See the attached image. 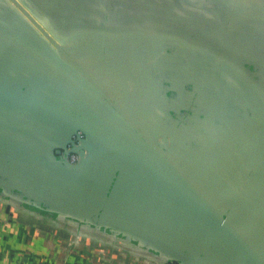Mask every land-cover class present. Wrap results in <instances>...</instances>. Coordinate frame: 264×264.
Returning <instances> with one entry per match:
<instances>
[{
	"label": "crops",
	"instance_id": "obj_1",
	"mask_svg": "<svg viewBox=\"0 0 264 264\" xmlns=\"http://www.w3.org/2000/svg\"><path fill=\"white\" fill-rule=\"evenodd\" d=\"M157 149L264 259V0H0V264H261Z\"/></svg>",
	"mask_w": 264,
	"mask_h": 264
},
{
	"label": "water",
	"instance_id": "obj_2",
	"mask_svg": "<svg viewBox=\"0 0 264 264\" xmlns=\"http://www.w3.org/2000/svg\"><path fill=\"white\" fill-rule=\"evenodd\" d=\"M19 8L28 14V12L21 6H19ZM29 15V14H28ZM31 21L40 29V31L46 36L48 37L50 40V36L49 34H47V32L45 31V29L35 20L33 19V17L31 16ZM52 41V40H51ZM53 44L57 45L54 41H52ZM57 47L60 49V51L69 59L68 61L73 64V66L77 67L79 70H81V72L83 74H86L85 72L82 71V69L80 68V66L75 62V60H72L70 58V56L67 54V52L65 50H63L60 46L57 45ZM88 79H90L88 77ZM93 81H91L92 83ZM93 85H94V82H93ZM95 87L99 90H102L100 89L99 87H97L95 85ZM111 101V100H110ZM111 103H113L111 101ZM79 132H82L86 138L84 140V142L82 143L81 147L78 148H74L72 150H70V152H78L81 156V161L77 164V165H73L71 163H69L67 160L63 159L62 158V155L60 157L61 161L63 162V164L69 168V169H72V170H84L85 166L87 165V163L89 162V160L91 159L94 151H93V147H92V143L89 139V136L90 134L84 130H78V131H75L73 132L69 138H68V141L65 145V148L66 149L68 147V144L70 143H73V137L75 135H77ZM148 142L149 140L147 138H145ZM158 153L160 154L161 158L164 159V161H166L170 166L171 168L173 169V171L175 172V174L178 176V178L184 183L186 184L193 192L194 194H196L203 202L204 204L206 205L207 209L209 211H211V213H213L217 218L218 220H220L221 224H222V228L223 229H226L228 232H230L232 235H234L236 238H238L241 243L257 258V260L261 263V264H264V259L261 258V256L251 247V245L247 242V240L242 236V234H240L239 232H237V230L235 229L234 225L232 224L231 220H228L227 218H225L224 216H222L217 209H215L211 203L202 195L200 194V192L196 189V187L188 180V178L176 167L174 166V164L172 162H170L167 157L165 155H163L160 150H158ZM212 244V242H210ZM212 249V245L211 246H208L207 248V251L209 252V250ZM204 257V256H202ZM195 260L193 262V264H199V256L198 257H194ZM169 261H177L179 262L180 264H185V262L181 259H176V258H171V259H168L166 261V263H168Z\"/></svg>",
	"mask_w": 264,
	"mask_h": 264
},
{
	"label": "built area",
	"instance_id": "obj_3",
	"mask_svg": "<svg viewBox=\"0 0 264 264\" xmlns=\"http://www.w3.org/2000/svg\"><path fill=\"white\" fill-rule=\"evenodd\" d=\"M85 140V135L82 132H79L77 135L73 137V143L68 144L67 152L65 155H62V158L67 160L69 163L73 165H77L81 161V156L78 152H70V150L78 147L80 148L82 143ZM167 264H180L177 261H169Z\"/></svg>",
	"mask_w": 264,
	"mask_h": 264
},
{
	"label": "flooded vegetation",
	"instance_id": "obj_4",
	"mask_svg": "<svg viewBox=\"0 0 264 264\" xmlns=\"http://www.w3.org/2000/svg\"><path fill=\"white\" fill-rule=\"evenodd\" d=\"M85 138H86V136H85ZM67 148L66 149H64V150H62V152H61V155H65L66 154V152H67Z\"/></svg>",
	"mask_w": 264,
	"mask_h": 264
},
{
	"label": "rangeland",
	"instance_id": "obj_5",
	"mask_svg": "<svg viewBox=\"0 0 264 264\" xmlns=\"http://www.w3.org/2000/svg\"><path fill=\"white\" fill-rule=\"evenodd\" d=\"M228 16V14H225V16L224 17H227Z\"/></svg>",
	"mask_w": 264,
	"mask_h": 264
}]
</instances>
